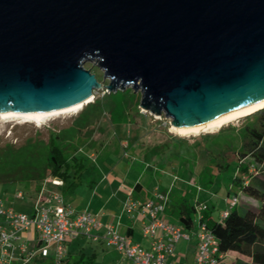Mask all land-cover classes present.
<instances>
[{
    "label": "water",
    "instance_id": "95a60500",
    "mask_svg": "<svg viewBox=\"0 0 264 264\" xmlns=\"http://www.w3.org/2000/svg\"><path fill=\"white\" fill-rule=\"evenodd\" d=\"M126 87L176 127L263 103L264 0H0V112Z\"/></svg>",
    "mask_w": 264,
    "mask_h": 264
},
{
    "label": "rangeland",
    "instance_id": "374dc122",
    "mask_svg": "<svg viewBox=\"0 0 264 264\" xmlns=\"http://www.w3.org/2000/svg\"><path fill=\"white\" fill-rule=\"evenodd\" d=\"M92 65L85 63L84 68L89 69L101 85H107L108 81L103 80L102 71ZM92 93L93 100L89 103L96 100L97 105L86 109L80 117L81 120H89L90 125L86 129L77 123L72 126V121L87 104L77 112L52 116L41 124L22 122L20 119H0V147L2 150H6L9 144L20 147L28 137L46 141L49 132L56 134L61 130L56 142L65 145L63 152L76 149L75 155L84 158L79 182L73 187L60 190L65 202L69 201L78 209H82L87 202L96 183L103 182V186L109 182L106 179L109 175L115 177L114 189L118 183L132 184L143 175L145 190L159 187L169 191L172 200L183 197L187 204L195 208L201 205L212 207L215 218L227 208L234 193L238 194L239 201H250L246 195L234 189L231 182L235 176H239L241 163L237 157L243 156L246 151L242 143L254 138L251 131L258 124L259 115L239 117L213 133L181 136L170 130L171 121L163 114L157 115L141 109L140 94L131 87L118 88L109 93L102 88ZM103 144L110 148L106 152L103 150L107 161L102 159L105 154L100 151ZM119 144L122 147L126 145V149H122ZM153 152H161L162 155L155 159ZM90 153L93 158L89 157ZM143 156H146L145 160ZM8 172L6 166L0 168V176ZM16 189L24 190L18 182L0 183V194L7 197L6 203L29 214L31 192H27L22 199H13L12 194ZM191 215L192 219H196L194 212ZM86 245L96 247L97 256L93 258L92 264L110 263L114 253L112 249L107 248L108 252H103L102 246ZM231 255V252L227 253L223 264L229 262ZM48 263L49 257H46L33 260L30 264Z\"/></svg>",
    "mask_w": 264,
    "mask_h": 264
},
{
    "label": "built area",
    "instance_id": "2783aa9c",
    "mask_svg": "<svg viewBox=\"0 0 264 264\" xmlns=\"http://www.w3.org/2000/svg\"><path fill=\"white\" fill-rule=\"evenodd\" d=\"M62 184L57 178L47 177L31 198L29 214L9 206L5 201L7 197L0 194V264H30L33 260L49 257L50 252L51 264H62L66 257V242L75 236L104 243L130 264H172L167 258L173 254L176 243L189 238L182 225L166 218L170 202L167 190L154 187L148 199L137 201L131 197L132 189H129L122 204L124 213H136L143 220L141 234L149 239L145 248L114 231L109 224H102L90 212L76 210L65 202L60 192L48 188V185ZM24 197L18 190L12 194L13 199ZM229 201L220 218L239 202L238 194L234 193ZM206 209V205L194 207L197 217L190 227L196 239L193 264H223L225 253L219 250L217 238L207 228L203 217Z\"/></svg>",
    "mask_w": 264,
    "mask_h": 264
},
{
    "label": "trees",
    "instance_id": "16d2710c",
    "mask_svg": "<svg viewBox=\"0 0 264 264\" xmlns=\"http://www.w3.org/2000/svg\"><path fill=\"white\" fill-rule=\"evenodd\" d=\"M97 102L95 100L93 103H87L78 117L72 121V126L77 123L86 129L90 122L87 118L81 120L80 117L86 109L95 108ZM252 115L260 116L258 124L251 131L254 138L242 143L246 151L243 156H238V159L249 156L252 163L242 169L239 166V176L234 177L231 183L237 186L241 194L257 198L262 204L259 207L248 206L240 211L236 209L239 201L228 210L224 218H220V216L215 218L212 215V207H207L203 211V217L207 228L217 238L218 247L222 253H240L251 257L254 264H264V190L248 183L251 178L248 173L249 168L257 172V166L264 161V107L247 116ZM61 132V130L56 134L49 132L46 141L28 137L20 147L11 144L6 145L8 147L6 150H2L0 147V168L6 166L9 169L8 173L0 176V183L18 182L24 190H16L21 191L24 196L30 191L31 198L38 193L47 177L61 180L65 188L75 186L84 169V158L75 155L76 149L71 152H63V149L66 148L65 145L56 142L60 138ZM61 140L63 141V138ZM160 154L161 152L158 154L153 152L152 156L155 155L158 158ZM18 173L20 176H16ZM170 200L172 201V199ZM193 212V205L187 204L183 197L173 200L169 207V214L175 215L177 223L185 229H189L193 224L191 215ZM259 218H261V223ZM90 263V259L85 260L83 257H78L71 260L65 259L62 264ZM49 264H51V260Z\"/></svg>",
    "mask_w": 264,
    "mask_h": 264
},
{
    "label": "crops",
    "instance_id": "0c3cea01",
    "mask_svg": "<svg viewBox=\"0 0 264 264\" xmlns=\"http://www.w3.org/2000/svg\"><path fill=\"white\" fill-rule=\"evenodd\" d=\"M119 145L122 149H126L127 147L126 145H124L123 147L121 144ZM109 149H110L109 146L105 144H103L100 147V151L103 152V154H105L102 155L103 157L102 159L104 161H107L108 158L106 157V153H104L103 150H105L106 152ZM89 157H94V156L92 153H90ZM145 158L146 156H143V160H145ZM153 158L156 159L157 157H153ZM238 162L241 163L240 169H242L243 167L251 164L252 159L249 156H245L244 158L238 159ZM256 169L257 172L254 169L249 168L248 173L251 175V178L248 180V183L255 185L260 190H264V161L261 165L257 166ZM142 178L143 175L139 176L133 181L132 184L127 183L125 185H122V183H118L116 188L114 189L113 183L115 177L109 175L106 177V179H109V182L104 183L103 186H102L103 182L99 184L96 183V185L93 186L91 190V194L87 202L82 206V209H78V208L75 209L86 210L90 212L102 224H109L114 231L129 237L133 242H136L140 246L146 248L149 245V239L143 237L141 234V227L143 220L136 213L127 214L124 213L122 209V204L127 197V191L129 189H132L131 197L137 201H144L150 197L151 191L154 187L150 190L148 189L145 190L144 189L145 179L143 180ZM232 186L234 189L238 190L237 186L233 184ZM48 188L51 191H57V192H60L61 189L63 190L65 189L64 184L60 186L48 185ZM247 197L250 199V201H246V200L240 201L238 206L236 207L237 210L243 211L248 206H254V207L261 206L262 203L259 199L250 196ZM172 201L170 200L169 204L167 205L166 218L168 221L172 223H177L175 215L169 214V207ZM67 203H69V201H67ZM218 216H220V213L218 214ZM172 219H174V221ZM259 222L261 223V218H259ZM192 229L193 228L185 229V231L189 234V238L187 240L181 239L176 243L174 252L171 256L167 258V261L171 262L172 264H193L194 245L196 243V239L192 234L193 231ZM27 235L30 237L31 233H27ZM86 244H92V245L97 244L100 247L102 246L104 247L103 252H108L107 248L112 249L114 253L109 261L110 262L109 264H130L129 260H127L123 255L115 251L113 248L106 246L102 242L89 241L81 236L70 237L67 240L65 259L71 260L78 257H83V258L87 257V259L91 260L90 264H92L93 258L97 256L95 252L96 247L94 245L93 247L92 246L87 247ZM231 253H232L231 258L229 259V262L227 264H254L252 258L249 256H245L236 252H231ZM51 255L52 253L50 252L49 261L51 260L50 259ZM226 256L227 253H225L223 260Z\"/></svg>",
    "mask_w": 264,
    "mask_h": 264
},
{
    "label": "bare ground",
    "instance_id": "6f19581e",
    "mask_svg": "<svg viewBox=\"0 0 264 264\" xmlns=\"http://www.w3.org/2000/svg\"><path fill=\"white\" fill-rule=\"evenodd\" d=\"M92 100H93V93L92 95L87 96L85 99L80 100L77 103H74L72 105H69V106H66L60 109H54V110H49V111H30V112H19V111L8 110L5 112H0V119H20L22 122L29 121V122H33L36 124H41L52 116H57V115L69 113V112H77L85 104L91 102ZM263 107H264V102L259 105L253 106L249 108L248 110H245V111H242L236 114H232L223 119L205 122V123L197 124L194 126L176 127V126H173L172 124V126L170 127V130L181 136L190 135V134L198 135L203 132L213 133L217 131L219 128H221L224 124L228 122H232L233 120L239 117L250 115Z\"/></svg>",
    "mask_w": 264,
    "mask_h": 264
}]
</instances>
